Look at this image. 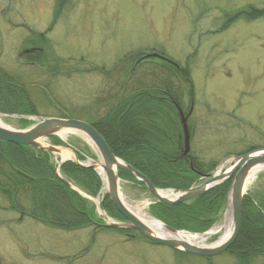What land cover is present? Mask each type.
<instances>
[{"label": "rangeland", "instance_id": "rangeland-1", "mask_svg": "<svg viewBox=\"0 0 264 264\" xmlns=\"http://www.w3.org/2000/svg\"><path fill=\"white\" fill-rule=\"evenodd\" d=\"M250 7L264 10V0H0V68L31 92L36 111L0 113V118L8 128L19 130L46 117L84 119L96 111L103 115V99L114 94L117 85L126 87L130 77H166L149 56L159 52L177 64H171L175 69L190 68L191 94L181 80L172 82L184 114L193 98L187 120L193 128L190 151L202 162L225 169L236 153L264 147V15L236 17ZM27 49L39 51L40 62L27 63ZM135 61L140 65L136 70ZM41 142L66 144L79 161L98 160L80 134ZM60 158L54 155L55 164ZM92 170L102 184L96 195L76 186L70 189L88 201L96 223L125 226L103 209L106 187ZM119 178L126 203L151 216L153 200L142 183L135 177ZM248 193L264 201V169ZM4 205L0 196V208ZM225 211L209 228L215 233L200 246L219 239L222 231L217 228ZM16 217L0 209V264H236L228 253L207 261L185 253L178 256L137 234L132 238L110 229L96 231L94 226L67 232ZM248 264H264V258H252Z\"/></svg>", "mask_w": 264, "mask_h": 264}, {"label": "trees", "instance_id": "trees-1", "mask_svg": "<svg viewBox=\"0 0 264 264\" xmlns=\"http://www.w3.org/2000/svg\"><path fill=\"white\" fill-rule=\"evenodd\" d=\"M262 15L264 10L250 7L236 17L250 20ZM39 56L40 52L32 49L27 52L25 60L29 64H37ZM154 59L163 72H167L166 77L154 73L150 75L151 79L152 76L155 78L152 81L143 80V75H139L136 81L130 77L126 87L125 83L117 85L114 94L103 99L107 108L103 115L96 111L94 116L81 120L91 124L110 151L148 178L154 187L183 191L199 183L202 176L210 174L217 163H204L191 151L186 156L180 154L183 132L174 104L181 109L183 105L172 84L176 83L173 79L181 80L191 94L190 68L175 69L171 64ZM138 62L133 65L135 70L140 68ZM145 71L141 70L142 73ZM30 94L0 68V113L35 115ZM189 129L192 132L193 128ZM54 145L62 144L54 142ZM252 149L254 147L236 154ZM53 157L37 148L0 140V196L5 201L0 209L16 214L17 221L30 218L51 229L69 232L94 226L96 231L109 230L93 220L92 209L86 204L88 201L64 183L70 182L86 195L94 196L102 185L99 177L92 169L79 167L70 161L60 164L59 177ZM118 176L125 180L134 179L125 170H118ZM230 184L231 180L224 181L177 205L154 202L150 205V214L172 229L202 233L224 212ZM102 206L108 214L124 221L107 195ZM230 249L236 264H248L255 257L264 258V201H257L256 196L249 193L243 198L239 232Z\"/></svg>", "mask_w": 264, "mask_h": 264}, {"label": "water", "instance_id": "water-1", "mask_svg": "<svg viewBox=\"0 0 264 264\" xmlns=\"http://www.w3.org/2000/svg\"><path fill=\"white\" fill-rule=\"evenodd\" d=\"M149 56L159 57L170 63H173L171 60L157 53L149 54ZM179 112L184 133V153L186 154L189 151V133L186 126V120L191 110L186 116H183L181 111ZM62 133L81 134L87 137L91 145L97 152L98 160L92 161V164L89 165L83 164L78 160L76 154L72 149L64 146L43 144L41 142V140L45 138H48L50 136H60V134ZM0 140L13 144L37 148L55 155H61L63 151H68L74 157L73 162L80 167L90 168L94 170H96L98 166L101 167L105 175L107 196L116 210L123 216L126 221L125 226H121L118 224H106L107 227L135 230L151 242L164 245L172 249L185 252L187 254L202 257L216 256L229 249L230 246L234 243L239 232L241 206L243 197L246 194V190L248 188L247 185L250 173L256 167L264 168V147H262L238 156L223 173L215 174L212 176L206 175V179L199 185L188 188L184 191H177L175 198H164L158 194L159 189L155 188L148 180V178H146L143 174H141L131 166L125 164L122 160L116 157L110 151L108 145L106 144L102 136L96 131V129L91 124L85 121L72 118L46 117L29 127L19 130L0 126ZM118 170H126L132 173L145 185L147 191L152 195L153 199L156 202L167 206L186 202L207 191L213 185L221 183L228 179H232L228 193L227 204V210L229 212L232 223L231 234L224 241L208 246L194 245L183 240L168 239L156 235L122 202L120 198V179L117 173ZM68 186L70 187L69 184ZM164 226L170 232L178 233L177 230H174L166 225Z\"/></svg>", "mask_w": 264, "mask_h": 264}, {"label": "bare ground", "instance_id": "bare-ground-1", "mask_svg": "<svg viewBox=\"0 0 264 264\" xmlns=\"http://www.w3.org/2000/svg\"><path fill=\"white\" fill-rule=\"evenodd\" d=\"M0 126L2 127H7L4 125L0 118ZM81 135V134H80ZM64 136H66V133L60 134V137L63 139ZM85 140L90 142L87 137L84 135H81ZM62 160H67L69 158L73 159V155L68 152V151H63L62 154L60 155ZM87 163L92 164L91 161H88ZM263 167H256L253 169L250 173V177L248 179V186L254 181L256 178L257 174L260 172V170H263ZM97 172L100 175L104 185H105V175L101 167H97ZM105 187V186H104ZM158 194L161 197L164 198H175L176 194L172 190H159ZM120 198L124 205L136 216L138 217L145 225H147L156 235L163 237V238H168V239H177V240H183L186 241L190 244L194 245H199L201 244L202 238L199 235L188 233V232H178V233H172L166 227L156 218L153 216L148 215L140 206H131L126 203L124 200L121 192H120ZM217 230H221L222 234L220 235L218 241L215 244H218L222 241H224L226 238L229 237L232 231V223H231V218L228 212L225 213V218L223 223L217 228ZM216 230V231H217Z\"/></svg>", "mask_w": 264, "mask_h": 264}, {"label": "flooded vegetation", "instance_id": "flooded-vegetation-1", "mask_svg": "<svg viewBox=\"0 0 264 264\" xmlns=\"http://www.w3.org/2000/svg\"><path fill=\"white\" fill-rule=\"evenodd\" d=\"M192 104H193V98L190 96V98H189V107H188V111L190 110V108H191V106H192ZM175 105V107H177V110H178V108L181 110V108L177 105V104H174ZM179 111V110H178ZM182 111V110H181ZM181 113H183V112H181ZM180 114V113H179ZM183 130V129H182ZM180 154L182 155V156H186L188 153H184V149L180 152ZM126 236H130V237H132V238H134L135 237V234L133 233V234H130V233H124ZM148 241V240H147ZM149 242V241H148ZM149 243H151V242H149ZM173 250V249H172ZM174 251V253L175 254H177L178 256H183L184 254L183 253H181V252H179V251H176V250H173ZM230 252H232L231 251V249L229 248L227 251H225V252H223V253H221V254H224V253H228V254H230V256L231 257H234L233 256V254L232 253H230ZM220 255V254H219ZM218 256V255H217ZM211 258H213V257H209V258H206V257H203V259L204 260H207V261H209ZM207 264H211V262H208Z\"/></svg>", "mask_w": 264, "mask_h": 264}]
</instances>
